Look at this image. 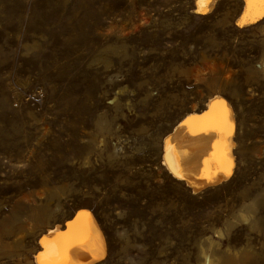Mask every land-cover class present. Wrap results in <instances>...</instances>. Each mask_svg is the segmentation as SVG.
<instances>
[{
    "label": "rangeland",
    "instance_id": "obj_1",
    "mask_svg": "<svg viewBox=\"0 0 264 264\" xmlns=\"http://www.w3.org/2000/svg\"><path fill=\"white\" fill-rule=\"evenodd\" d=\"M197 7L0 0V264H36L40 233L79 209L103 237L93 264H264V15ZM211 95L233 115L234 165L194 191L164 139Z\"/></svg>",
    "mask_w": 264,
    "mask_h": 264
},
{
    "label": "bare ground",
    "instance_id": "obj_2",
    "mask_svg": "<svg viewBox=\"0 0 264 264\" xmlns=\"http://www.w3.org/2000/svg\"><path fill=\"white\" fill-rule=\"evenodd\" d=\"M217 1L197 0V10L208 12ZM242 1L243 11L237 23L248 25L264 15L262 0H254L251 6L247 0ZM233 133L234 119L229 105L219 95H211L202 112L186 114L164 139L166 165L194 191L216 185L230 175L234 165ZM237 216L244 221L249 220V214L242 210ZM208 242L209 246L214 245L211 240ZM37 245L36 264H93L104 256L102 234L93 216L85 209L76 211L63 227L54 224L44 230L37 239ZM203 257L206 264L230 263H222L219 256L211 258L205 252Z\"/></svg>",
    "mask_w": 264,
    "mask_h": 264
},
{
    "label": "snow or ice",
    "instance_id": "obj_3",
    "mask_svg": "<svg viewBox=\"0 0 264 264\" xmlns=\"http://www.w3.org/2000/svg\"><path fill=\"white\" fill-rule=\"evenodd\" d=\"M247 3L251 6L254 3V0H247ZM262 6H264V0H262Z\"/></svg>",
    "mask_w": 264,
    "mask_h": 264
}]
</instances>
